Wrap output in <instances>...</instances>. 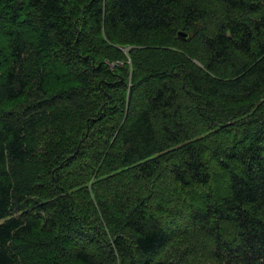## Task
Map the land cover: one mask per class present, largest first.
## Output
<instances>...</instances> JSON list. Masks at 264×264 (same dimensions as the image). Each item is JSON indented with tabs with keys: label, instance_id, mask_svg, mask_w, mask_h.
Masks as SVG:
<instances>
[{
	"label": "trees",
	"instance_id": "trees-1",
	"mask_svg": "<svg viewBox=\"0 0 264 264\" xmlns=\"http://www.w3.org/2000/svg\"><path fill=\"white\" fill-rule=\"evenodd\" d=\"M0 264H264V0H0Z\"/></svg>",
	"mask_w": 264,
	"mask_h": 264
},
{
	"label": "rangeland",
	"instance_id": "rangeland-1",
	"mask_svg": "<svg viewBox=\"0 0 264 264\" xmlns=\"http://www.w3.org/2000/svg\"><path fill=\"white\" fill-rule=\"evenodd\" d=\"M109 64H110V67H115L114 66V64L113 63H111L110 61L108 62ZM120 64V66H123L122 65V62L121 63H119ZM112 119L110 118V119H108V120H106L107 122H105V125H107V124H109V122L111 121ZM94 152H93V150L92 149H89L88 150V157H90V155H92ZM190 261H192V259H191V257H190Z\"/></svg>",
	"mask_w": 264,
	"mask_h": 264
},
{
	"label": "water",
	"instance_id": "water-1",
	"mask_svg": "<svg viewBox=\"0 0 264 264\" xmlns=\"http://www.w3.org/2000/svg\"><path fill=\"white\" fill-rule=\"evenodd\" d=\"M179 34H180L181 37H186V35H187V33L184 32V31H180Z\"/></svg>",
	"mask_w": 264,
	"mask_h": 264
}]
</instances>
